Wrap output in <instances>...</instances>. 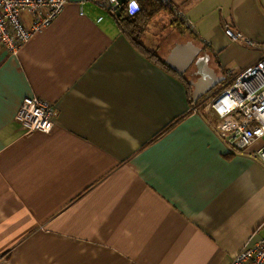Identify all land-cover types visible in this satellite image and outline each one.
Segmentation results:
<instances>
[{"label": "crops", "instance_id": "crops-1", "mask_svg": "<svg viewBox=\"0 0 264 264\" xmlns=\"http://www.w3.org/2000/svg\"><path fill=\"white\" fill-rule=\"evenodd\" d=\"M80 2L67 0L16 54L0 43V264H231L264 237L258 144L227 158L207 109L189 110L184 81L198 79L196 67L179 74L165 60L190 42L234 77L262 52L225 28L264 42L261 1L171 0L194 29L165 6L154 13L140 41L162 64L100 5L80 16ZM27 96L55 107L50 133L15 122Z\"/></svg>", "mask_w": 264, "mask_h": 264}, {"label": "built area", "instance_id": "built-area-1", "mask_svg": "<svg viewBox=\"0 0 264 264\" xmlns=\"http://www.w3.org/2000/svg\"><path fill=\"white\" fill-rule=\"evenodd\" d=\"M159 1L189 30L194 29V23L171 0ZM87 2L100 5L101 9L115 17L122 9L128 16H134L141 10L136 0L137 8L134 12L129 11L132 0L124 4H119L117 0H81L80 16L84 15ZM66 3L67 0H0V43L7 51L16 54L25 42L62 12ZM262 3L264 6V0ZM225 34L232 41L242 42L246 47H256L254 41L239 31L225 28ZM224 76L226 79L222 86L209 96L210 103L206 104V112L208 114L211 109L216 119L212 125L219 138L227 146L231 145L244 152L264 140V51L259 59L234 77H229V72ZM194 105L192 103L189 110L199 111ZM55 116L56 109L50 102L36 96H27L21 101L14 119L26 134L35 131L48 134L53 129ZM250 155L264 167V143ZM231 264H264V237L254 243L249 240L234 256Z\"/></svg>", "mask_w": 264, "mask_h": 264}, {"label": "trees", "instance_id": "trees-1", "mask_svg": "<svg viewBox=\"0 0 264 264\" xmlns=\"http://www.w3.org/2000/svg\"><path fill=\"white\" fill-rule=\"evenodd\" d=\"M139 1H141V3H143L145 6H140L141 10L137 14H135L134 16H128L125 13V11L122 9V10H120L119 14L116 17L115 16H112V17L114 18V21H115L117 27L125 35L127 40L141 54L145 55L147 58H149L155 64H162L163 63L162 60H161V63H159L158 62L159 60L153 59V54L148 52V50L143 47L140 39H141V36H142L143 32L145 31V28H146L149 20L151 19V17L154 15V13H156L160 9L164 8V5H162V3L159 0H139ZM180 22L183 24L182 21H180ZM185 28H187V27L185 26ZM189 31L191 32V30H189ZM161 67L166 69V67L164 65H162ZM184 84H185V90H186V95H187V101L190 105L193 103V100L191 97V90H190L189 84L186 81H184ZM197 102H199V101H197ZM186 115L187 114H184L183 116H181V117L177 118L176 120H173L171 123H169L167 128H165L156 138H154L153 141L158 139L162 134L173 129L177 125V123L179 121H181ZM232 156H234V155L228 154L227 158H231Z\"/></svg>", "mask_w": 264, "mask_h": 264}, {"label": "water", "instance_id": "water-1", "mask_svg": "<svg viewBox=\"0 0 264 264\" xmlns=\"http://www.w3.org/2000/svg\"><path fill=\"white\" fill-rule=\"evenodd\" d=\"M117 1L119 4H124L128 0ZM180 50H185L182 51L184 52L185 63L181 67L176 68L174 64V58L178 55V53H180ZM199 52L200 49L193 47L190 42L176 44L165 60V63L176 70V72L179 74H184L188 67H190L192 63L194 64L196 67V74L199 75L196 81L189 80V84L192 88V99L194 102H197L198 99L213 92L215 89L217 90V87L225 80L224 75L218 74L214 68L209 65V56L207 54L197 56Z\"/></svg>", "mask_w": 264, "mask_h": 264}, {"label": "rangeland", "instance_id": "rangeland-1", "mask_svg": "<svg viewBox=\"0 0 264 264\" xmlns=\"http://www.w3.org/2000/svg\"><path fill=\"white\" fill-rule=\"evenodd\" d=\"M261 1V4H262V7H263V9H264V6H263V3H262V0H260ZM181 9V8H180ZM182 10V9H181ZM183 11V10H182ZM103 12V11H102ZM184 12V11H183ZM110 15V14H109ZM177 22L179 23V26L184 30V31H186L187 33H190L189 32V30L187 29V28H185V26L180 22V21H178L177 20ZM152 39H153V37L151 38V40L150 41H152ZM154 40L155 41H157V39L156 38H154ZM255 41V45H256V47H254V48H256V50L255 51H258V52H263L264 51V42L262 41V42H260V43H258V41H256V40H254ZM165 45H167V43L166 44H164L163 46H165ZM249 48V47H248ZM253 49V48H252ZM226 82V81H225ZM223 84V83H222ZM222 84H220L219 85V87L218 88H220L221 86H222ZM217 92V91H216ZM216 92H214L213 94H215ZM210 94H212V92L211 93H209V94H207L206 95V97L205 98H207V97H209L210 96ZM210 103V97L207 99V101L204 103L203 101H201V102H194V106L196 107V110H199V111H201V110H205V108L207 107L206 106V104H209ZM207 109V108H206ZM210 109V108H209ZM203 115V114H202ZM203 116H206L205 114L203 115ZM212 120L214 121V124L216 123V119H215V117H214V115L212 114V111H211V109H210V112L208 113V116H207V122H209L210 124H213V122H212ZM213 124V125H214ZM264 143V140H262L261 142H259V144L257 145V147H259L260 145H262ZM228 148L231 150V152L230 153H232V154H234V153H244V152H246V151H238V150H236V149H234V148H232L231 147V145H229L228 146Z\"/></svg>", "mask_w": 264, "mask_h": 264}, {"label": "clouds", "instance_id": "clouds-1", "mask_svg": "<svg viewBox=\"0 0 264 264\" xmlns=\"http://www.w3.org/2000/svg\"><path fill=\"white\" fill-rule=\"evenodd\" d=\"M137 8V5L135 4V0H132V3L130 4L129 11L134 12Z\"/></svg>", "mask_w": 264, "mask_h": 264}, {"label": "flooded vegetation", "instance_id": "flooded-vegetation-1", "mask_svg": "<svg viewBox=\"0 0 264 264\" xmlns=\"http://www.w3.org/2000/svg\"><path fill=\"white\" fill-rule=\"evenodd\" d=\"M191 74V73H190ZM192 76V78H193V75H189V77H191ZM219 87V86H218ZM218 87H217V89H218ZM216 91V89L212 92V93H214Z\"/></svg>", "mask_w": 264, "mask_h": 264}]
</instances>
